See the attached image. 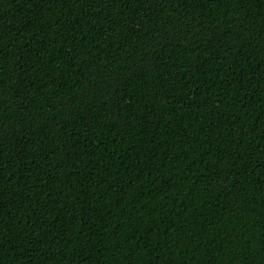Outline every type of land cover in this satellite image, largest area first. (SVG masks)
I'll return each instance as SVG.
<instances>
[{"label": "trees", "instance_id": "obj_1", "mask_svg": "<svg viewBox=\"0 0 264 264\" xmlns=\"http://www.w3.org/2000/svg\"><path fill=\"white\" fill-rule=\"evenodd\" d=\"M0 264H264V0H0Z\"/></svg>", "mask_w": 264, "mask_h": 264}]
</instances>
